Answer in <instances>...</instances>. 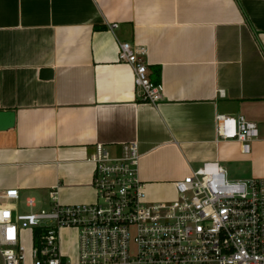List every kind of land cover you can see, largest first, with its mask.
Listing matches in <instances>:
<instances>
[{
    "label": "crops",
    "instance_id": "crops-1",
    "mask_svg": "<svg viewBox=\"0 0 264 264\" xmlns=\"http://www.w3.org/2000/svg\"><path fill=\"white\" fill-rule=\"evenodd\" d=\"M119 41L147 48L158 105L141 101ZM2 110L16 119L0 130V193L19 189L23 212L29 198L49 208L53 188L94 202L97 143L138 142L149 201L175 200L174 182L207 161L264 177V0H0ZM239 114L259 128L249 153L217 136L216 117ZM76 244L64 228L62 250Z\"/></svg>",
    "mask_w": 264,
    "mask_h": 264
},
{
    "label": "built area",
    "instance_id": "built-area-1",
    "mask_svg": "<svg viewBox=\"0 0 264 264\" xmlns=\"http://www.w3.org/2000/svg\"><path fill=\"white\" fill-rule=\"evenodd\" d=\"M118 46L141 101L158 105L164 86L150 77L147 48ZM216 130L220 140L239 141L244 153L259 136L242 114L218 115ZM140 158L134 140L122 143L119 154L95 144L92 203H61L53 188L49 208L34 210L29 198L22 213L19 189L2 191L0 264H264V177L230 180L218 160L207 161L174 182L175 200L149 201ZM64 228L77 232L71 253L62 250Z\"/></svg>",
    "mask_w": 264,
    "mask_h": 264
},
{
    "label": "water",
    "instance_id": "water-1",
    "mask_svg": "<svg viewBox=\"0 0 264 264\" xmlns=\"http://www.w3.org/2000/svg\"><path fill=\"white\" fill-rule=\"evenodd\" d=\"M43 74L48 73V70L43 71ZM51 71H49L50 73ZM16 115L13 110L0 111V130H6L14 126Z\"/></svg>",
    "mask_w": 264,
    "mask_h": 264
},
{
    "label": "rangeland",
    "instance_id": "rangeland-1",
    "mask_svg": "<svg viewBox=\"0 0 264 264\" xmlns=\"http://www.w3.org/2000/svg\"><path fill=\"white\" fill-rule=\"evenodd\" d=\"M227 177H228V179H230V180H239L238 178H234V177H232L231 175H227ZM20 212H23L22 207H21ZM73 236H74V234H72V237H73ZM70 237H71L70 234H66V240H67V241L72 240ZM25 244H26V246L29 248V246H30V240H29V238H26V240H25ZM0 263H1V262H0Z\"/></svg>",
    "mask_w": 264,
    "mask_h": 264
}]
</instances>
